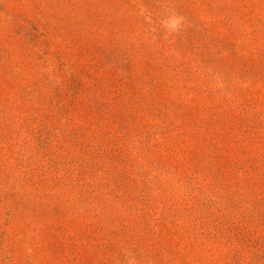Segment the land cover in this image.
I'll use <instances>...</instances> for the list:
<instances>
[{"label": "rangeland", "instance_id": "obj_1", "mask_svg": "<svg viewBox=\"0 0 264 264\" xmlns=\"http://www.w3.org/2000/svg\"><path fill=\"white\" fill-rule=\"evenodd\" d=\"M0 264H264V0H0Z\"/></svg>", "mask_w": 264, "mask_h": 264}]
</instances>
